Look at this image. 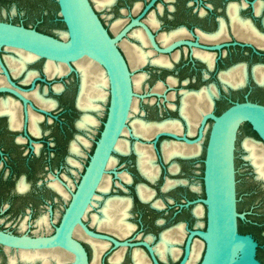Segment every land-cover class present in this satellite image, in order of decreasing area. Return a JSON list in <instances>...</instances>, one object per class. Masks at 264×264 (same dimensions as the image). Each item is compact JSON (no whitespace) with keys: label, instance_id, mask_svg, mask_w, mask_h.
I'll return each mask as SVG.
<instances>
[{"label":"flooded vegetation","instance_id":"flooded-vegetation-1","mask_svg":"<svg viewBox=\"0 0 264 264\" xmlns=\"http://www.w3.org/2000/svg\"><path fill=\"white\" fill-rule=\"evenodd\" d=\"M169 1L178 2L172 5L169 10L168 18L166 19V21L170 23L169 27H165L166 29L161 33L157 32V29L162 27V21L157 14L153 13L148 19H144L143 17L141 19L148 23L160 47L169 46L178 40L189 41L195 44L184 42L169 52L160 53L152 47L143 29L141 27H135L118 42V46L128 62V65L130 64L129 68L132 74L133 70L142 68L145 65L157 67L166 74L164 81H159L156 84H161L162 86L160 92H157L154 91L156 85L153 88L148 86V89L145 90L144 83L147 77H149V74L146 72L138 73L146 76L141 84L140 90L134 89V91L136 90V92H139L138 94L141 95H148L144 97L143 100L151 101V103L157 102L158 99L161 101L163 100L165 108L161 105V102H158V105L162 109L161 115H163V110L168 111L170 115H166L165 118L161 120H144L139 117L136 118L148 123L177 122L179 130L171 132L176 134L177 137L160 136L156 142L157 149H154L153 145L156 134L149 138L139 135V137H137V135L134 136L135 134L132 132L130 123L132 117H130L128 128H130L131 131V138L127 139L130 142L131 149L127 154L135 156V169L145 181L138 182L134 171H128L127 173L120 171V173L109 169L108 174L110 175V172H114V176H116L118 181H122V183L121 185H116L119 189L118 194L108 195L112 185V176L110 175L111 183L109 190L107 192H100L102 196L98 191L102 200L100 199L101 207L96 214L102 217V209L108 199H122L123 205L128 202L130 204L129 208L126 209L128 210L126 211L128 215L124 221L132 225V229L126 234H118L113 231L98 228L95 223H92L93 214L91 217V224L86 223L84 218L86 225L91 230L99 234L108 235L119 242H127L126 244L116 245L109 239L87 236L86 233V236H83V238L76 236L77 239L74 236L84 246L87 252L88 264H128V261L129 264H136V250H139L142 254L144 264H155L148 247L140 242H146L153 248L154 254L160 264H171L172 261H177L176 264H179L185 256L186 243L190 231L203 228V225H199L202 215L198 216L195 212V208L203 203L196 202L188 204L189 201H196L198 198H201L199 195L201 186L197 184L199 185V190L194 189L193 185L189 186L186 184L188 182L186 179H173L164 175L165 182L161 187V191L167 192L171 189H175L174 195L173 198L166 197L165 199L157 197L158 190L152 185L164 174L165 164L169 165L167 171L169 174H172V171H181L184 168V165L180 164L175 159L194 158V156H174L170 158V160H165L167 157L165 158L164 156L165 152L163 154L164 144L194 145L186 144L185 142L187 141H185L183 137L196 140L199 136V130L202 126L203 119L207 114L214 113L219 115L236 102L251 101L264 105V0ZM113 2L106 7L113 5ZM137 5H139L138 9H136ZM141 6L142 2H137L134 5L133 11L138 12ZM126 11L127 9H123V12ZM137 16L139 15L135 17ZM130 19H117L116 21L122 22L118 31H114L113 27L109 28L102 19L101 21L110 35L113 36L114 33L119 32L125 22ZM0 21L24 25L25 27L34 28L42 33L60 38L50 31L41 30L23 22L18 23L4 17L0 18ZM136 31L142 32L147 42L146 45L134 34ZM129 37H132L134 41L128 40ZM124 41L129 42L133 46H140L143 51L150 52L148 61L142 66L133 69L127 53L121 44ZM216 46H220V48H216ZM19 52L31 54L35 57L25 62V64H22V57ZM158 58H163L167 65L154 63L153 60ZM48 60L49 59L39 57L28 51L19 50L18 48L15 49L7 46L0 48V87H10L28 99V102L25 103L22 98L13 92L0 91V165L8 169L6 176L0 175V195L14 199L18 198L20 201L25 199L24 197L26 194L23 193L32 186L29 179L36 166L39 164L40 159L44 158L43 155L41 156L40 152L41 145H60L68 143L70 155L67 157L66 161L73 166L74 164H72L71 161L75 159L76 154L71 150L72 144L76 142L81 147L82 145L84 146L83 140L90 141V132L94 128L99 127L101 123L100 117L96 111L85 110L79 106V97L82 89V73L77 64L71 62V66L73 67V69H71L69 65L62 63L67 66V71L61 75L55 74L51 76L46 71ZM51 61L52 60H50V62ZM52 63L59 64L58 61H53ZM236 73L238 75H234ZM199 92L205 94L208 92L212 95V108L210 112L203 114L198 120H192L191 118L188 120L182 113L183 100L186 95L195 96ZM42 99L53 103V106L41 104L40 100ZM137 99L139 103V100L142 98L138 97ZM103 106L105 109V104H103ZM103 113L104 110L101 114ZM171 113L176 115L174 116ZM87 114L95 116L98 124L91 128L80 127L79 122ZM104 123L105 122H103V124ZM210 123L212 127V118L206 120L204 127L206 126V128H209ZM190 124H196L194 127L195 133H190ZM75 131L80 133L75 135ZM203 138L201 140H203ZM136 143L152 147L154 164L159 169V174L155 180H150L140 170L138 165V154L134 148ZM23 145L30 146L29 152L35 150V155L24 152L22 150ZM160 158L162 163L159 162ZM173 161H176V163ZM176 165L178 166L175 167ZM123 173L129 177V181L122 178ZM63 176L66 178L67 182L64 180ZM63 176L57 177L52 173L50 174L51 181L48 187L54 190L58 195L62 194L51 186L54 180H57L69 193L74 190L71 186L73 183L72 181L70 182L69 176L66 174ZM170 180H186L187 182L174 184L167 188L166 185ZM21 182H25L28 185L27 190H19L18 187ZM13 183H15L14 188L12 186ZM42 183L43 181L39 184ZM140 186L149 189L153 193L151 199H143L141 197L139 193ZM157 201L160 202L159 206L155 205ZM172 207L176 208V217L183 216L189 211L191 217L195 218L196 223L191 225L190 219L187 218L184 221H178L169 227L163 228L157 234L145 233L143 231L150 220H154L158 226L167 223L168 213ZM90 210L91 209H89V211ZM159 212L163 213L164 216L154 219L155 215ZM135 214L137 215L136 223L132 221ZM253 223L261 225V229L264 230L263 221ZM23 225L25 226L24 228ZM179 225H182L184 233L181 235L182 237H178V241L174 242L173 253L167 251L161 256L158 252V247L163 235L172 233L173 229ZM26 227L27 222L24 219L21 222V228L25 229ZM0 230L16 235L26 234L20 231H10L1 226ZM35 235L37 234L30 236ZM195 238L200 237L195 236L192 239L191 247ZM257 242L258 255V252L264 249V243H260L258 240ZM59 248L60 247L49 249H23L0 243V264H43L41 258L37 257L34 260H25L21 253L63 249ZM61 251L69 255L68 260L59 263L56 257L52 256L50 258V264H68L73 261V253L72 255L70 254L71 252L67 253L63 250ZM258 258L261 261L259 256ZM261 264H264V262L261 261Z\"/></svg>","mask_w":264,"mask_h":264},{"label":"water","instance_id":"water-1","mask_svg":"<svg viewBox=\"0 0 264 264\" xmlns=\"http://www.w3.org/2000/svg\"><path fill=\"white\" fill-rule=\"evenodd\" d=\"M157 1L153 0L139 16L127 20L121 30L113 36L102 23L91 0H56L59 15L66 27V37L57 38L24 25L0 21V48L7 46L22 49L42 58L64 62L71 69H73L71 62L84 56L89 57L104 68L108 77L110 97L104 128L55 231L30 236L0 230V243L23 249L60 247L74 254L73 261L68 264H88L84 246L74 237L77 226H81L86 233L94 237L109 239L116 245L127 243L91 230L84 218L99 191L103 177L108 172L110 158L116 153L115 146L128 125L134 96L140 98L148 96L134 91L132 71L119 49L118 42L135 27H141L144 30L152 47L160 53L169 52L186 42L178 40L166 47L158 45L152 29L145 20L141 19ZM186 43L195 44L189 41ZM0 91L13 92L25 103L28 102L27 98L10 87L2 86ZM208 118L213 119V124L204 158L205 196L188 202V204L200 202L205 205L206 227L190 231L185 256L179 264L186 262L195 236L200 237L205 243L204 254L199 264H240L238 247L244 240L252 244L253 250L252 255L242 264H261L257 257L258 242L252 235L239 231L238 222L243 215L238 211L235 149L238 133L244 123H249L264 141V105L251 101L236 102L219 115L207 114L196 140L202 137ZM163 135L177 137L176 134L169 132L156 134L154 149H157V139ZM250 138L258 141L254 137ZM183 139L189 143L196 141L187 137ZM245 159L252 165L255 179L264 182L257 176L251 161L248 158ZM140 243L148 247L155 264H160L153 248L146 242Z\"/></svg>","mask_w":264,"mask_h":264},{"label":"rangeland","instance_id":"rangeland-1","mask_svg":"<svg viewBox=\"0 0 264 264\" xmlns=\"http://www.w3.org/2000/svg\"><path fill=\"white\" fill-rule=\"evenodd\" d=\"M152 1L153 0H116L115 3L110 7H105L101 9L96 7L93 0L92 3L95 6L96 11L103 20V22L109 28H111L112 24L117 19H130L132 17H135L136 15H140ZM137 2H142V6L138 12H134L133 8ZM177 2L178 1L158 0L142 17L144 19H148L151 14H157L162 21V27L158 28L157 32L161 33L167 27H169L170 23L169 21H166V19L168 18L170 8L172 7V5L177 4ZM123 9H127V11L123 12ZM2 17L11 19L18 23H26L41 30L50 31L59 37H63L62 33L63 31H66L65 24L63 23L59 15V7L56 0H0V18ZM128 40L134 41L132 37H129ZM143 72L149 74V77H147L144 83L145 90L148 89V86L153 88L159 81H164V77L166 75L159 68L150 65H145L142 68L133 70V75ZM109 100L110 97L107 103L105 104L104 113L98 114L101 120L99 127L94 128L90 132L91 137L89 140L91 143L89 144V146L82 145V154L75 156V159L78 160L79 165L72 166L66 161L67 157L70 155L68 143L60 145L40 146L41 156L43 155L44 158L40 159L39 164L36 166L34 172L32 173L29 179L32 186L26 192L23 193L26 194V196L24 197L25 199H22V201H20V199L18 198L14 199L0 195L1 227L10 231H20L22 233L30 235H43L54 231L55 226L59 224L70 199L66 200L64 196L58 195L54 190L48 187L51 181L50 174L52 173L57 177H62L64 174H66L69 176L70 180L75 185V187L78 186L82 175L84 174L85 169L94 152L96 143L101 135V131L104 125L103 122L106 121V117L108 114ZM158 102H161V105L165 108L164 101H161L160 99H158L155 103H151V101H145L143 100V98L139 100L138 112L134 113V115L132 116V120H134L133 118L136 117L142 118L144 120H161L165 118L166 115H170L168 111L164 110L163 115H161L162 109L158 105ZM171 114L174 116L176 115L173 113ZM210 127L208 128L205 140L203 142V150L198 156L190 159H175L177 162L184 165L183 170L172 171V174H169L167 171L169 165L165 164L164 174L155 184L152 185L155 189L158 190V198H173L174 195L175 189H171L167 192L161 191V187L164 185L165 182L164 175L169 176L173 179H186L188 181L186 184H188L189 186L193 184H199L201 186V189L199 190V195L201 197L205 196L203 181L204 158L208 142V136L211 129ZM79 133L80 132L75 131V135ZM125 137L128 139L131 138L130 135H126ZM247 137H254L259 142H262L264 144V141L253 130L252 126L247 123L241 126L240 131L238 133L235 149L238 211L243 215V217L239 218V231L243 234H250L254 237L255 240L257 239L260 243H264V230L261 229V225L253 223L258 221L264 222V182L255 179L253 167L245 159L247 151L244 148L243 142ZM29 147L30 146L28 145H23L22 150L24 152H28V154L35 155L36 151L32 150L29 152ZM114 155L118 158V162L115 167L111 169L112 171H121L126 173L128 171H134L138 182L145 181L135 169V156L130 154H121L118 152L114 153ZM176 161L173 162L176 163ZM159 162L162 163L161 158ZM7 173L8 169L0 165V175L6 176ZM110 175L112 176V185L108 195H113L115 193L118 194L119 189L116 185H121L122 181H118L116 176H114V172H110ZM64 180L67 182L66 178H64ZM41 181H43V183L39 184ZM14 185L15 183L12 184L13 188ZM75 187L74 190L76 189ZM100 194L102 196V193ZM101 200L98 204H95L89 211L87 218L85 219L86 223L91 224L92 214L98 213L101 207ZM175 211L176 208L172 207L169 213L166 212L168 213L167 223L158 226L156 225L154 220H150L146 225L147 227L144 228L143 231L145 233L157 234L163 228L169 227L175 222L184 221L187 218L190 219L191 225L196 223L195 218L191 217L189 211H187L185 215L177 217ZM47 214L50 218V227L46 228L44 226L40 228L37 225V220L41 216ZM162 216H164V214L159 212L155 215L154 219L160 218ZM24 219L27 222V227L25 229H22L21 222ZM132 221L135 223L137 222L136 214L134 215ZM201 221L204 222L203 228L206 227V208L205 213L201 217ZM202 253L204 254V250ZM258 256L260 257L261 261L264 262V249L258 252L257 257ZM200 261L201 259L198 261L197 264H199ZM176 262L177 261H172L171 264H176Z\"/></svg>","mask_w":264,"mask_h":264},{"label":"bare ground","instance_id":"bare-ground-1","mask_svg":"<svg viewBox=\"0 0 264 264\" xmlns=\"http://www.w3.org/2000/svg\"><path fill=\"white\" fill-rule=\"evenodd\" d=\"M94 1L97 7L101 8V7H106L107 5L112 4L114 0H94ZM136 7H137L136 9H138L139 5H137ZM121 24H122L121 21L114 22L112 25L113 30L118 31L119 28L121 27ZM62 34L65 37L67 36L66 31H63ZM134 34H136L138 38L141 40V42L144 45H146L147 42L142 32L136 31ZM121 44L127 53V56L130 60V63L133 69L142 66L148 61L150 52L143 51V49L140 48V46H133L132 44L126 41L122 42ZM19 54L22 57L21 59L22 64H25V62L35 57L31 54H26L23 52H19ZM48 61L49 62L47 63L46 71L51 76L55 74L61 75L67 71V66L65 65L66 63L62 64L64 62H59V64H53L52 63L53 61L51 62L50 60ZM74 62L77 64V66L79 67L82 73V89H81V93L79 97V106L85 110H92V111H96L98 114H101L102 111L104 110L103 104H106L109 99V82H108V77L106 75L104 68L98 62L86 56L81 57L75 60ZM153 62L159 65H167V63L163 60V58L155 59L153 60ZM230 75H233V74H230ZM234 75H238V74L236 73ZM145 76L146 75L144 74H138V75L132 74L133 86L135 85L134 89L140 90L141 84L143 83ZM161 87H162L161 84L156 85L154 88V91L160 92V89H162ZM137 98L138 96H134L133 98L131 111H130L129 119H128V125L125 127V129L122 132L123 137L122 136L120 137V139L118 140L115 146L116 153L118 152L122 154H127L128 152H130L131 145H130L129 140L125 136L130 135L131 133L130 128H128L130 117H132L134 113L138 112V99ZM40 103L46 106H53V103L47 102L44 99L40 100ZM212 103H213L212 95L208 92H206V94L199 92L195 96L186 95L183 100L182 113L188 120L190 118L192 120H198L200 116L210 112L212 108ZM133 119L134 120H131L130 123L132 126V132L135 134L134 136L137 135V137L143 136V137L149 138L163 131H169V133H171V132H176L179 130L177 122H174V121L170 123L168 122L148 123L138 118H133ZM97 124H98L97 118L95 116L88 115V114L84 116V118L79 122L80 127H88V128H91L92 126H95ZM195 126L196 124H193V125L190 124V130H189L190 133H195V128H194ZM204 129L205 127L203 128L202 137L199 140H196L195 142H191V143L185 142L186 144H194V145L165 143L163 154L165 152L164 156L165 158L167 157L166 160L168 159L170 160V158L174 156L175 157L176 156H183V157L194 156L195 157L199 155L203 147V140L205 139L206 133L208 131V127L205 130ZM202 138L203 140H201ZM83 144L88 146L90 144V141L83 140ZM243 145H244L245 150L247 151L246 158H248L251 161V163L254 165L255 170L257 172V176L264 180V144L250 137H247L244 140ZM134 148L138 154V165H139L140 170L147 178H149L150 180H155L159 174V169L154 164V155L152 152V147L143 146V145H139L138 143H136L134 145ZM71 150L76 155L82 154L81 146L78 145L76 142L72 144ZM71 162L74 165H79V162L76 159L72 160ZM117 162H118V158L113 154L108 163V172L103 177L102 182L99 186V193L107 192L109 190L110 183H111V176L108 174L109 169H112L113 167H115ZM177 166L178 165H176L175 167ZM122 178H124L127 181L130 180L129 177L125 173L122 174ZM185 182L187 181L186 180H170L166 186L167 188H169L174 184L185 183ZM51 186H53L62 195H64L67 200L70 199V193L72 194L73 191H70L69 193L57 180H54V182L51 183ZM71 186L73 188L75 187L74 184H71ZM18 188L20 191H25L27 190L28 185L25 182H21ZM193 188L199 190V185L193 184ZM99 193L95 195L92 205L89 207V209H91L95 204L99 203V200L101 199V196L99 195ZM139 193L143 199H151L153 196V193L149 189L143 188L141 186L139 187ZM155 205L159 206L160 202L159 201L155 202ZM129 206H130L129 202L123 205L122 199L110 198L106 201V204L102 209V214H103L102 217H99L97 214H93L92 223L93 224L95 223L100 229L113 231L118 234H124V233L126 234L128 231L132 229L131 228L132 225H129L124 221L126 216L128 215L126 214V211H128L126 209L129 208ZM89 209L85 215V219L87 218L86 216L89 213ZM204 209L205 207L202 204L195 208V212L198 216L200 215L203 216L205 212ZM50 224L51 223H50V219L48 215H44L38 220V225L40 227L45 226L46 228H49ZM199 225L204 226V223L201 221L199 222ZM24 227L25 226L23 225V228ZM85 233L86 232L83 230L81 226H77L74 230L75 237L77 236L79 238H83V236H86V234L87 236H92L88 233L86 234ZM183 233H184L183 227L182 225H179L173 229L172 233L163 235L162 240L160 239L161 241L158 247L159 254L163 256L167 251L173 253L174 251L173 244L174 242L179 240L178 237H182L181 235H183ZM196 239H200V238H195V240L193 241L189 256L184 264H195L198 260L201 259L200 257H202L201 254H203L202 252L204 250L203 247H205V243L202 239H200L201 241L196 240ZM238 249H239L238 262L242 264L252 255L253 247L249 241L244 240L243 244L239 245ZM61 250L67 253H70L64 249H61ZM61 250L54 249V250H43L39 252H22L21 255L25 260H34L35 258L39 257L43 260V264H50V258L52 256H55L57 261L60 263L65 260H68L69 258V255L65 254ZM190 254H191V257H190ZM135 258H136V264H144L142 254L140 253L139 250H136ZM73 259H74V255H73Z\"/></svg>","mask_w":264,"mask_h":264}]
</instances>
